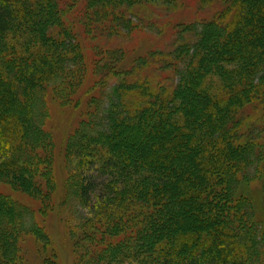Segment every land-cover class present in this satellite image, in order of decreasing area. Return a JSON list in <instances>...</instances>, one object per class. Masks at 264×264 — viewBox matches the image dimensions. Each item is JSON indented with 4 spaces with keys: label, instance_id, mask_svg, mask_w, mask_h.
<instances>
[{
    "label": "trees",
    "instance_id": "obj_1",
    "mask_svg": "<svg viewBox=\"0 0 264 264\" xmlns=\"http://www.w3.org/2000/svg\"><path fill=\"white\" fill-rule=\"evenodd\" d=\"M176 1L72 0L85 35L105 42L129 34L142 7ZM198 2L218 10L180 28L167 85L95 64L100 90L114 79L106 124L91 117L69 138L65 182L75 206L95 211L81 230L98 236L74 243H87V264H264L263 223L238 194L264 169V0ZM64 16L58 0H0V183L43 203L53 190L45 96L68 104L85 76ZM24 236L48 241L32 211L0 195V264H21Z\"/></svg>",
    "mask_w": 264,
    "mask_h": 264
},
{
    "label": "rangeland",
    "instance_id": "obj_2",
    "mask_svg": "<svg viewBox=\"0 0 264 264\" xmlns=\"http://www.w3.org/2000/svg\"><path fill=\"white\" fill-rule=\"evenodd\" d=\"M58 1L64 10L66 24L71 25L75 42L83 53L85 76L70 103L63 104L48 93L45 96L48 117L44 128L51 135L53 147L51 200L43 203V195L39 193L30 195L8 184L0 183V195L9 197L32 211L37 225L48 236L47 243L40 242L32 236H24L20 240L18 251L21 264H87L89 257L85 259L84 256L88 252L87 243L83 240L77 247L74 243L81 237L83 231H86L84 234L88 236H98L93 232L94 229L98 232L95 227L81 230L84 219L94 218L95 211L88 210L89 205L82 209L77 208L75 202L78 195L74 193L73 187L69 188L65 184L67 178L73 176L74 169L67 154L69 138L74 136L82 122H89L91 117H98L94 120L99 121L101 126L106 124L101 120L106 118L104 117L106 95L113 86L114 79L107 81L105 90L99 89L98 77L95 74L97 61L101 60L100 64L107 67L113 64L121 77L124 73L133 75L138 72L146 80L151 79L156 84L165 86L169 83L167 78L172 80L173 71L172 68L162 69L165 65L163 59L169 58L167 55L174 49L172 44L177 39L180 28L210 20L218 10L214 5L202 7L198 0H178L175 6L153 3L137 10L136 18L131 15L133 24L129 34L112 37L109 42H105V39L99 38L91 40L83 32L78 21L82 9L81 2L76 4L72 0ZM185 37L190 38L187 33ZM94 46L112 49L113 53L107 54L103 51L106 56L102 54L97 58ZM153 53H156L153 57L155 61L152 58L148 59L146 67L141 68L139 62ZM111 60L114 62L111 63ZM123 141L130 144L128 137ZM75 159L72 161L73 164ZM93 160L91 162H97V159ZM87 174L88 172L81 171L82 178ZM42 191L41 193H44V189ZM238 194L251 202L253 214L263 223L264 229V169L257 180L241 181ZM82 202L83 200L80 201L81 205ZM47 203H51V208L43 211Z\"/></svg>",
    "mask_w": 264,
    "mask_h": 264
}]
</instances>
